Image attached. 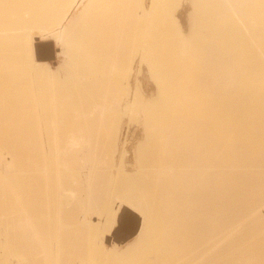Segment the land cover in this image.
I'll return each mask as SVG.
<instances>
[{"label":"bare ground","instance_id":"1","mask_svg":"<svg viewBox=\"0 0 264 264\" xmlns=\"http://www.w3.org/2000/svg\"><path fill=\"white\" fill-rule=\"evenodd\" d=\"M181 1L0 0V264H105L99 254L120 249L107 245L116 226V204L141 220L131 247L136 257L126 264H264V0H192L188 34L176 17ZM87 25L89 32L98 28L103 41L97 45L92 39L93 71L82 68L87 70L80 71V80L86 72L85 82L102 77L99 62L108 57V63L119 48L132 46L136 53L123 61L128 73L140 61L156 86L157 101L143 113L150 154L159 166L153 171L156 198L150 205L112 195L91 206L87 189L93 169L82 165L89 150L72 144L84 160L78 159L75 166L81 169L70 173L72 178L67 164L60 163L57 82L52 66L35 59V39L56 40L59 57L71 66L81 62L73 47ZM107 39L111 45L103 49ZM108 46L110 51L102 53ZM120 59L111 58L109 65H123ZM130 77L121 82L125 98L114 104L120 115L132 112L138 101L130 93ZM88 111L95 115L94 109ZM82 130L76 131L77 143L94 135ZM41 222L42 228L49 223L50 239L42 236L35 243L39 250L24 254L28 231L42 229Z\"/></svg>","mask_w":264,"mask_h":264},{"label":"rangeland","instance_id":"2","mask_svg":"<svg viewBox=\"0 0 264 264\" xmlns=\"http://www.w3.org/2000/svg\"><path fill=\"white\" fill-rule=\"evenodd\" d=\"M192 8H193L192 0H182L181 1V7L176 14V17H177V19L181 25V29H182V32L184 34H188V32L190 31V18H189L190 16L189 15L193 11ZM88 27H89L88 25L85 26L86 31L84 33H82L83 35H81L82 37L80 36L81 38L78 37L76 39L77 43H75L74 47H73L77 50V52L75 53V57H78V59L81 58V62H80V59H79V62L76 59L77 63L76 62H74L75 64L72 63L73 64L72 70L75 69L74 71L71 70L72 64L70 66V64L65 62L64 58L59 57V54L61 51H60V49H58V43L56 42V40H54L53 38H51L49 36H42L39 39H35V45H34L35 59L37 61L43 62L49 66H52V69H51V71H52L51 74L53 75L52 79H53V82L54 81L57 82V83L55 82L57 85H54V89L56 90L55 95H57V97L60 99L59 100L57 98V100H59V102H60V104H59V102H57V108L60 109L59 111L57 110L58 111L57 113L58 114L60 113V116L58 115V118L60 117L59 119L61 120V121H59V119H58L57 123H59V125L61 124L60 125L61 127L60 126L57 127L59 129V131L57 129V131L55 132L56 133L55 137L57 135V138H55V142H56V145L58 144V142L61 143V144L60 143L58 144V147H60V154H61V155L60 154H58V155L60 157H62L61 158L62 161L60 162V160H59V162L62 165H63V162H64V164H67L66 165V167L68 166L67 170L71 171V168H70L71 163L72 164L74 163V166H75V165H78L79 164L78 162L80 160L82 161V159H83V158L80 159V157H78L79 155H78L77 151L75 150V149H77L76 147H78V146L81 148L84 147L83 149H86V151L89 150L88 152H86L87 156L86 157L84 156L85 161L84 160H83L84 162L82 161L83 162L82 165L87 166V168L89 165H91L89 167H90V169H93L92 173H93L94 177L92 175V179L93 178L94 179L91 180V182H92V183H90L91 188L87 189L88 192H89V190L91 191V193H89V194H92L90 196V198L92 197L90 199V201L92 202L91 206L93 205L94 207L97 208L98 202L100 203L101 200L104 201V197L105 198L108 197V199H109V197L110 198L113 197L112 195L125 196L129 199V201H131L133 203L139 202L140 205L141 204L142 205H150L152 203V198L155 197V195H156L155 194L156 193V191H155L156 190V184H155L156 182H154V181H157V180L155 179L156 177H155V173H154L155 172L154 168L156 167L157 168L156 170H158L159 166L156 165L158 163V160L155 164L156 159H158L157 157H155V155H154L155 153L152 155L150 154L151 153L150 151H152L151 147H153V146L151 144V139H149V138L146 139L147 136L145 133V126H144V124H145L144 114L148 109H150V108L152 109L153 108L152 105L154 106L156 101H157L156 86L153 84L149 73H147L148 71H147L146 67L143 64H140V61H136V63L134 64V67H133V69L134 68L135 69L131 71V74L128 73V71L126 69L127 68L126 62L124 65L123 61L124 60L126 61V59H128L127 55L129 57L133 56V55H131L134 53V52H132L134 50V48H132V46L130 48H129V46H125V47L119 48V51L116 50L118 53L116 52L115 54L111 55L109 58L110 62H108V63L106 61V60H108V57H105L104 59H102L104 61L107 58L103 63L99 62L100 65L101 64L103 65V66L101 65L103 69H101V67H99V64L97 65L99 67L100 71H102L100 73V75L103 74V75H105V77L102 75V77L100 76L101 77L100 78L99 76L94 75L95 76L94 80H96V81H94L92 77H91L92 79L90 78V81L87 80L89 82L93 81L92 82L93 86L90 85L89 82H85L84 80H86V79H84V78L87 77L88 72L91 73L93 71L92 69H90L92 67L91 66L92 62L89 61V56L92 55V53L93 54L96 53L95 52L96 48L95 49L92 48V46L95 47L96 45L93 44L92 42L94 39H95V41H94L95 43L98 42L99 40L103 41V39H98V38H101V36H99V33H95V31L98 30V28L95 27L94 29L90 30V32H89ZM102 29H101V31L104 32L105 29L104 30H102ZM101 31L99 30L98 32H100V34H101ZM89 33H92V35L94 34V36L97 35L99 37L95 36V38H94V36L92 37L91 34H89ZM102 36H103V34H102ZM89 38L91 39V41ZM104 38L106 39V37H104ZM81 40L82 41L84 40L82 42L83 44L81 43ZM106 41L107 42H105V41L103 42L104 43L103 49L107 45H109V46L111 45V44H109L112 41L111 39H110V41H109V39H107ZM89 42L92 45H90ZM84 43H85V45H84ZM105 43L107 45H105ZM88 45L90 47H88ZM83 46L85 47V49L86 48H88V49L87 50L83 49ZM109 46L107 47L108 49L105 48V51H107V52L103 51L102 53H108V51H110V49H111V48H109ZM78 49L80 50V52H78L79 51ZM121 49H123V51L125 49L127 50V51L125 50V52H127V53L124 52L126 57H124L125 55H122L123 52L121 51ZM84 50L86 52L81 53V51L83 52ZM134 51H137V50H134ZM72 52H74V51H72ZM120 52H122V53H120ZM119 54H121V55H119ZM118 56H121L120 58H122V59L124 57V59L121 60ZM114 57H115V61H116V58L120 59L122 61L123 65H121L120 61H119V63L117 61V62H114L116 64L109 65V63L110 64L113 63V62H111V58L113 61ZM137 59H138V57H137ZM102 60H100V61L102 62ZM84 63H88V65L83 66ZM78 64H79V66H77V67L79 69L77 67L76 68L74 67L75 65H78ZM93 65H94V63H93ZM105 65H106V68H105ZM119 65H121L123 67H121ZM108 66H110V69H108ZM84 67L85 68L88 67V69H90V71L86 72L87 75L85 73H83V75L81 76L82 78L80 80L79 76L82 74V72L80 73V71L85 72L87 70V69L86 70L82 69ZM113 67H114V69H112ZM123 68L126 70H123ZM76 69H78V70H76ZM95 72H97V70ZM114 72H116L118 74L115 75L116 73H114ZM124 72H127V73L125 74ZM106 73H107V75H106ZM76 74L78 76H76ZM109 74L110 75L114 74L115 76L113 75L114 76L113 77V76H110ZM119 75H120V78H119ZM129 75L131 76L130 78L132 80V88L134 87L133 89L131 88L132 90L130 91V93H132L134 96L136 95L138 101H137L136 105L132 108L133 109L132 112L130 111L129 114L121 112V115H120L119 114L120 110H118V107H115V106H118V103H120V101H122V99L125 98L124 94L126 95V92L124 89H122L121 82L123 83V81H125V79ZM67 76H68V80L65 81V77H67ZM106 76L107 77L109 76V77L107 78ZM89 77L90 76H88L87 78L89 79ZM96 77H99V78L97 79ZM102 80H104V81H102ZM108 80H110L111 82ZM64 81H65L66 85L64 84ZM83 81L85 82L84 84H83ZM97 82H98V84H97ZM103 82H104V84H103ZM94 83H96V84H94ZM109 83H111V84H109ZM101 84H103L104 86ZM119 84H120L121 88L118 87ZM97 85H98V87H97ZM111 85L113 86V88L111 87ZM94 86H96L97 88ZM63 87L65 88V90ZM78 87H80V88H78ZM86 87H87V90L85 89ZM82 88H84L83 90H85V91H83ZM99 88H100V90H99ZM119 88H120V90H119ZM121 89H122V91H121ZM85 92H86V94H85ZM93 92H94V95H93ZM95 92H96V94H95ZM81 94L83 95V98L81 97ZM137 94H138V96H137ZM85 96L88 98H86ZM73 98H74V100H73ZM80 98H82V99H80ZM88 99L90 102L88 101ZM81 100H82V102H81ZM71 101H73V103ZM80 103H82L83 106H81ZM77 104H78V106L74 107ZM114 104H115V106H114ZM63 105H64V107H63ZM147 105H148V107H147ZM58 106H60V108ZM65 106H66V108H65ZM93 106H94V108H93ZM85 108H87V109H85ZM71 109H72V111H71ZM73 109L75 111V114L73 112ZM75 109H77V110H75ZM78 109L79 110L82 109V112L80 110L81 114H84L83 111H85V110H87V111H85V114H86L89 112L88 110L92 111L94 109L95 115L94 114L93 115L95 116V118L92 115L90 116L89 113L88 114L90 117L88 116L87 118L90 120L92 117V120L89 121L84 116L82 118L81 114L77 115L79 113V112H77V111H79ZM97 109H98V111L100 110L98 112V114H96ZM64 110H65V112H61ZM74 115L75 116L77 115V116L73 117ZM122 115H125V116H122ZM131 115H133V116H131ZM78 116H79V118H78ZM128 117H129V119H128ZM77 119H79V120H77ZM86 119H87V121H86ZM75 120H76V123H75L76 126L74 125ZM80 120H83L90 127L87 126L83 121H81V124L84 123L87 128L85 126H83V124L81 125V124L77 123L78 121L80 122ZM61 122L62 123L64 122V123L62 124ZM120 122H121V124H120ZM69 124H72L73 127L75 126L77 129L72 128V126ZM77 124L79 126V129L77 127ZM116 124H118L119 126L121 125L120 126L121 130H118L120 128ZM82 128H84L83 129L85 131L84 133H86L88 131L89 134H91V136L93 134L94 135L92 137L90 136L91 138H87L88 140L86 142L77 143V141H75L76 131L78 130L77 132H79V130L80 129L82 130ZM60 130L63 132H61ZM72 130L75 131L74 135H73ZM71 132H72V134H71ZM62 133H63V136L65 135L64 138H62L63 136H61ZM117 134L119 136V137L117 136L118 138L115 136ZM58 135H59V137H58ZM59 139H60V141H58ZM61 139H62V142H61ZM116 140H118V141H116ZM70 141H71V143H70ZM73 143H75L76 147H75V145H72ZM70 145H72L71 147L74 146L75 148L73 147L71 149ZM149 147L151 148V150ZM81 148H78V149H81ZM73 150H75V151H73ZM75 152L77 154H75ZM152 152H154V151H152ZM110 156L115 157V162L112 166L108 163ZM78 159H79V161H78ZM151 160H153V161H151ZM68 161H69V164L66 163ZM74 166H72V167H74ZM77 167L79 169H81L80 168L81 166H77ZM77 167L72 168V172L76 171ZM82 168H84V166ZM70 171H68L69 174L67 171L64 172V173H66V176H64L65 174H63V176L66 179H67V174L70 175V173H71V175L72 174L75 175V172L72 173ZM76 174H77V172H76ZM71 175L68 178H70V177L72 178L73 175L72 176ZM150 192H153V193H150ZM153 194H154V196H153ZM90 201H89V205L91 203ZM113 210L117 214L116 226H115L113 232L110 234L107 245L109 246V249H110L114 244H117L118 246H120V249L115 254L113 252L112 253L111 252L110 253L109 252L108 253L102 252L99 254L98 259H99V261H103L102 263H105V264H114V263L116 264L118 261H121V262H123V264H126L125 262H132L133 259L136 257V256H134V254H135L133 252L134 249L131 247L133 246V244H134V242L138 236L137 232H139V229L141 227V220H140V218H138V216L134 215V213L130 212L128 209H124V208L119 209L118 204L114 205ZM78 211H81V209H79ZM95 221H97V220H95ZM44 224H45V222L42 224L39 223V226L40 225L42 226ZM46 225L43 226V228L40 226L42 229L39 228V230H37L38 232L40 231L39 233L37 231H35V229H33L32 231L30 229L28 231L29 234L32 233L31 234L32 238H28V237H31L29 235L27 236L28 240L24 244V252H25L24 254H32L33 252H36V250H39V248L37 247L36 244L40 238L46 237L45 239L47 241V239L49 238V235L47 236V234H48L47 230L48 229L45 230V228L49 227V223L47 224V222H46ZM49 231H50V229H49ZM34 233H37L35 235V237L37 236L36 237L37 241H35V242H34L35 238L33 236ZM2 235H3V229L0 228V239H1L0 242L1 243L3 242V236ZM40 235H41V237H40ZM38 236H39V238H38ZM42 236H45V237H42ZM45 239H43V240H45ZM97 239H98L97 242L101 243L103 238L101 235H99V237ZM48 242H49V240H48ZM48 242H46V244H49ZM36 248H38V249H36ZM117 264H120V262H118Z\"/></svg>","mask_w":264,"mask_h":264},{"label":"water","instance_id":"3","mask_svg":"<svg viewBox=\"0 0 264 264\" xmlns=\"http://www.w3.org/2000/svg\"><path fill=\"white\" fill-rule=\"evenodd\" d=\"M136 235V234H135Z\"/></svg>","mask_w":264,"mask_h":264}]
</instances>
